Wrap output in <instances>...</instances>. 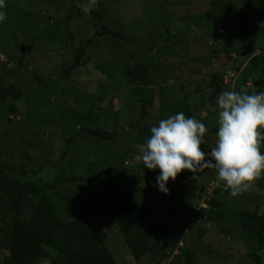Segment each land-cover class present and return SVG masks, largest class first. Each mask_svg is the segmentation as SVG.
<instances>
[{
    "label": "rangeland",
    "instance_id": "374dc122",
    "mask_svg": "<svg viewBox=\"0 0 264 264\" xmlns=\"http://www.w3.org/2000/svg\"><path fill=\"white\" fill-rule=\"evenodd\" d=\"M159 1L160 5L147 13L154 0H6V19L0 23V88L13 84L23 92L14 102V115L8 113L11 100L0 103V141L8 144L6 151L14 156L17 166L23 159L30 160L25 165L33 175H28L27 181L51 188L52 201L64 221L81 217L87 228L99 231L117 264L136 262L121 242L112 214L98 197L107 199L115 190L125 188L132 198L146 200L145 186L157 188L153 170L135 159L139 145L149 136L135 137L126 151L127 144L119 142L120 128L134 124L138 108L146 104L147 115L139 125L150 133L161 120L160 94L166 113L186 96L193 118L213 123H208L213 133L206 132L200 146L210 158L220 110L217 98L208 100L211 76H221L227 91L239 85L238 91L248 94L260 90L264 82L259 71H247L252 57L264 61V0H217L222 7L229 2L237 15H247V26L257 30V42L246 57L242 56L245 50L238 53L240 32L219 35L211 26L193 24L204 20L212 0ZM95 3L108 6L104 24L118 25L132 41L123 50L134 57L130 66L138 60L144 62L149 74L144 83L124 81L117 69L119 56L112 59L97 38L87 15L88 10L97 9ZM171 23L183 27H175L174 34L166 36L162 26ZM87 40L91 44L82 65L70 71L68 82L64 81L63 69L72 64L77 48ZM153 88L155 96L150 100L148 92ZM84 119L96 121L90 128H101L102 136L76 137L74 126L84 124ZM42 121L51 125L45 127ZM82 178L97 187L96 195L83 190ZM167 188L165 198L149 197L157 211L145 223L150 243L161 249L167 244L164 235L174 232L180 236L173 253L160 264H182L190 254L196 264H253L247 240L230 225L211 229L214 226L204 221L201 209L214 197L222 199L228 211L246 206L252 210L256 205L252 197L263 195L255 182L243 192L246 206L242 198L225 190L212 167L195 173L185 170L184 178ZM215 190L219 194L214 195ZM5 258L0 247V264ZM40 264L49 263L42 260Z\"/></svg>",
    "mask_w": 264,
    "mask_h": 264
},
{
    "label": "trees",
    "instance_id": "16d2710c",
    "mask_svg": "<svg viewBox=\"0 0 264 264\" xmlns=\"http://www.w3.org/2000/svg\"><path fill=\"white\" fill-rule=\"evenodd\" d=\"M94 5L97 9L88 10L87 15L96 30L97 38L106 45L112 59L113 57L117 59L119 56L117 69L123 80L129 84L144 83L149 75L146 73L144 62L138 60L134 66H130L129 61L133 60L134 57L132 54L126 55L123 50L124 46L131 44L132 41L125 37L124 31L118 25L110 27L104 24L108 6L102 3H95ZM159 5L160 1L154 0L147 13H152ZM227 5L222 7V5H218L217 0H212L210 9L204 14V20L193 22V24L199 23L211 26L219 35L232 36L240 32L241 48L238 51L240 55L249 44L252 47L256 44L258 33L257 30H251L247 26L246 21L249 19L247 15H237L234 6L230 5L229 2ZM262 13L264 14V10ZM57 15L59 17L63 15L60 8ZM66 19H69V17H66ZM189 19L187 22H189ZM175 27L180 28L183 26L176 23L162 26L165 32L164 35L174 34ZM90 44L91 41L87 40L77 48L72 64L63 69L62 79L64 81L68 82L70 71L78 69L82 65ZM117 52L119 54H116ZM254 70L259 71L264 79V61L259 56L252 57L248 62L247 71ZM242 78H246V71ZM208 89L210 90L209 101L218 98L221 92L227 91L221 76H211ZM234 90L238 91L239 85ZM22 93V90L13 84L0 88V103L3 104L7 100L13 102L8 107L9 115L16 114L14 102L22 97ZM134 93L136 94V91ZM154 96L155 90L153 88L148 92V98L153 100ZM182 99L174 108H167L170 112L166 113L163 106L165 99L163 94H160L158 103L161 120L174 116L178 112H183L186 118H193L194 112L186 102V96ZM147 111L146 104L141 105L138 108L134 124L120 128L119 142L127 144L126 151L131 149L128 143H131L135 137L151 135V133L142 130L140 127ZM51 119L52 117H48V121H51ZM84 120L86 121L84 124L80 125L79 122L74 126L76 137L98 139L102 136L101 128H90V126L98 124L96 121ZM48 121H42L45 127L51 125V122L48 123ZM208 121L200 122L205 124L206 132L210 133L213 129L209 127L208 123L211 124L212 122ZM107 137L110 140L112 139L109 133ZM68 141L66 140V142ZM8 148V144L0 141V247L7 254V258L4 259L2 264H40L42 260H47L49 264H117L99 231L96 228H87L81 217L72 221H64L52 201L49 192L51 188L48 185L40 186L27 181V176L33 175L31 169L27 167L28 164L25 165V162H30V160L28 158L23 159L22 164L17 166L14 162V156L6 151ZM260 151L264 153V143H262ZM158 174V169L153 170V181H156L155 177ZM184 175L185 170L177 176L175 181L182 180ZM74 181V178L70 179V183ZM79 181L84 191L87 190L93 195L97 194L98 189L94 184L83 178ZM172 182L174 181L170 180L168 184ZM253 182L263 195L252 197V201H256V205L252 210L246 208L247 206L242 198L243 193H241L237 197L242 198V205H245V208L239 207L235 212L228 211L222 199L212 197L205 201L207 208L201 209V212L204 214V221L209 222L210 225L213 224L214 227L211 229L218 227V225H224V228H227V225L234 227L247 240L251 248L248 254L249 260L253 264H264V173ZM143 194L148 197L146 200L142 197L132 198L126 189L122 188L115 190L107 199L97 197L103 207L112 214L115 221L114 228L117 229V233L122 239L121 242H123L136 264H160L169 254L173 253L180 243V236L174 232L164 235L167 244L162 249L159 245L150 243L151 238L146 234L145 223L149 216L156 213L157 210L154 208L152 201H149L152 199L149 197L163 199L168 194H164L150 185L145 186ZM201 194L199 192L198 196H201ZM213 194H219V190L213 191ZM198 196H195L197 201H199ZM105 234L107 235V232ZM182 264H196L193 260V254L188 255Z\"/></svg>",
    "mask_w": 264,
    "mask_h": 264
},
{
    "label": "clouds",
    "instance_id": "9594fccd",
    "mask_svg": "<svg viewBox=\"0 0 264 264\" xmlns=\"http://www.w3.org/2000/svg\"><path fill=\"white\" fill-rule=\"evenodd\" d=\"M6 0H0V23L6 19ZM218 128L210 158L201 149L207 128L186 118L183 112L159 121L151 135L139 145L135 159L144 168L159 170L158 191L168 194V182L182 171L197 172L205 167L216 170L226 191L233 197L245 192L264 173V90L251 94L223 91L217 98Z\"/></svg>",
    "mask_w": 264,
    "mask_h": 264
},
{
    "label": "water",
    "instance_id": "95a60500",
    "mask_svg": "<svg viewBox=\"0 0 264 264\" xmlns=\"http://www.w3.org/2000/svg\"><path fill=\"white\" fill-rule=\"evenodd\" d=\"M251 52H252V46H251V44H249V45L246 47V49H245L244 53L242 54V56H243V57H246V56L249 55ZM261 90H264V86H262Z\"/></svg>",
    "mask_w": 264,
    "mask_h": 264
}]
</instances>
